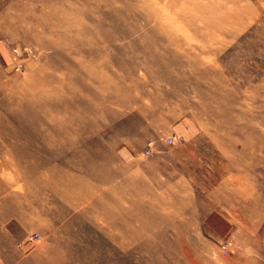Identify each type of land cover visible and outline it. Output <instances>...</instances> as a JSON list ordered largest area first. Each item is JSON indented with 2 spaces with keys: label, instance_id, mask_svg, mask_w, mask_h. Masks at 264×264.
Returning <instances> with one entry per match:
<instances>
[{
  "label": "rangeland",
  "instance_id": "obj_1",
  "mask_svg": "<svg viewBox=\"0 0 264 264\" xmlns=\"http://www.w3.org/2000/svg\"><path fill=\"white\" fill-rule=\"evenodd\" d=\"M0 264H264V0H0Z\"/></svg>",
  "mask_w": 264,
  "mask_h": 264
},
{
  "label": "built area",
  "instance_id": "obj_2",
  "mask_svg": "<svg viewBox=\"0 0 264 264\" xmlns=\"http://www.w3.org/2000/svg\"><path fill=\"white\" fill-rule=\"evenodd\" d=\"M175 138H176V136L174 135V136H170V137H168L167 139H168V143L169 144H171L172 142H174L175 141ZM151 145H152V142L149 144V146L145 149V152L148 154L150 151H151ZM30 240H33V239H36V238H38V236H37V234H35V235H33V236H29L28 237Z\"/></svg>",
  "mask_w": 264,
  "mask_h": 264
}]
</instances>
